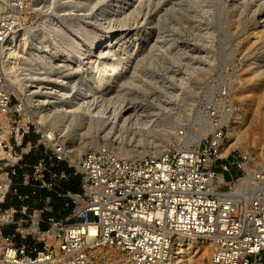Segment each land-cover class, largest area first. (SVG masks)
<instances>
[{
	"label": "rangeland",
	"instance_id": "obj_1",
	"mask_svg": "<svg viewBox=\"0 0 264 264\" xmlns=\"http://www.w3.org/2000/svg\"><path fill=\"white\" fill-rule=\"evenodd\" d=\"M16 2L17 6L11 12L15 35L29 34L40 25H56L54 18L65 13L56 27L67 32L66 39L56 48L52 47L51 36L39 39L35 45L47 52L67 48L72 37L86 38L87 42L81 48L85 52L92 45L98 46L100 33L108 32L112 37L121 34L119 42L122 45L112 41V56L110 52L106 55L107 62L116 63L127 58L116 83L120 85L121 80L129 79H124L126 84L121 91L124 94L121 113L126 111L143 125L140 131L115 128L109 131L106 125L85 115L70 117L63 111L57 112L58 102L46 106L39 104V96L47 88L56 91L49 85L52 80H64L72 75L74 81L70 83L74 84L76 92L81 91L78 79H88L90 69L86 70L88 74L85 72L77 77L85 55L77 57V49H73L72 55L64 58L66 62L51 60L42 65V70H36L42 72L41 84L37 88L33 87L36 79L25 85L23 90L15 84L18 113L3 120L2 139L9 140L13 136L17 140L23 131H28L26 142L40 141L42 144L46 143V138L41 135L51 132L55 141H60L59 144L73 159L97 147L131 159L159 157L164 153L180 155L197 147H207L214 135H220L216 155L225 157L231 152L249 157V168L258 166V154L264 153V27L257 18L258 13L253 12L258 0L248 2L245 7L240 2L235 4L236 0ZM101 15L104 22L100 20ZM74 26L79 30L84 26L86 30H80L75 36L72 35ZM146 29L150 31L147 42L135 52V43L142 41L145 33L138 35L139 41L132 36ZM125 44L127 52L131 49L129 55H122ZM30 48L25 45L23 51H30ZM47 64L52 67H46ZM1 89L4 90L3 85ZM230 125L234 127L233 131ZM223 148L224 152L221 151ZM32 153L38 156L40 152L35 150ZM191 239L198 248L191 253L187 264H210L211 242ZM104 254L110 258L109 264H134L113 249L104 250ZM175 262L173 257L171 264Z\"/></svg>",
	"mask_w": 264,
	"mask_h": 264
},
{
	"label": "built area",
	"instance_id": "obj_2",
	"mask_svg": "<svg viewBox=\"0 0 264 264\" xmlns=\"http://www.w3.org/2000/svg\"><path fill=\"white\" fill-rule=\"evenodd\" d=\"M12 9L0 22V50L13 32ZM14 86L0 64V131L18 113ZM26 134L0 137V264H109L106 249L134 264H171L179 235L210 241L211 263L264 264V169L216 155L220 135L180 155L128 159L97 147L73 159L47 133L42 144ZM35 150L36 161H26ZM60 165L80 177V192L56 193L71 211L46 217L51 207H30L18 187L56 191L67 178Z\"/></svg>",
	"mask_w": 264,
	"mask_h": 264
},
{
	"label": "bare ground",
	"instance_id": "obj_3",
	"mask_svg": "<svg viewBox=\"0 0 264 264\" xmlns=\"http://www.w3.org/2000/svg\"><path fill=\"white\" fill-rule=\"evenodd\" d=\"M0 1L4 4V13H3V17H2V22H4L6 19H8V21H9L10 19L7 16L9 15V12L11 11V9L14 8V6L15 7L17 6V2H15V0L14 1L0 0ZM47 1L49 2V4L52 3V0H47ZM233 1H235V0H233ZM236 1H238V2H236L235 4L240 2L243 5V7H245L248 4V2L251 3L254 0H236ZM135 2H136V0H135ZM77 4H78V2H77ZM76 5H74V6H76ZM137 5H139V4H137ZM133 6H135V5H133ZM70 7H73V4L70 5ZM254 7L255 8H254L253 12L255 14L258 13L257 18H258L259 22H261L262 26L264 27V0H258V2L255 3ZM133 8L134 7L130 8V9H132V12L134 10ZM145 8H146V6H145ZM179 10H180V8H179ZM149 12H151V11H149ZM64 15H65V13L59 14L54 18V20H55L54 23L56 25H54V24H53V26L40 25V27H37L36 29L32 30L29 34L15 35V33H14L15 29H14L13 32L5 39L4 43L1 46V50H0V64L2 65L4 74L7 77H10L12 82L14 84H16V86L19 89L23 90L25 85H27L28 83H30L31 81H33L35 79L37 81L33 87L37 88L41 84L40 77L42 75L41 71H36L37 69L42 70L43 69L42 65L47 63L48 61H51V60H55V61L58 60L59 63H64V62H66V59L64 60V58L72 55V52H74L73 49H75V50L77 49V51L75 52L77 57L81 58L82 55L83 56L85 55V57L82 58L83 59V61H82L83 67H81V71L77 75V77H79L80 75H83L86 72V70L90 69L89 75L87 76L88 79L85 77H79V79H78L79 83L82 85V88H80L81 91L76 92L74 90V87H75L74 84L70 83L73 80L72 75L69 77H66L64 80H60V79H59L60 81L59 80H52V82H50L49 85L51 87L55 88L56 91H52V89L50 90L49 88H47L44 91V93L41 94V96H39V99H38L39 104L46 106L49 103L58 102V106L55 108V110L57 112L63 111L64 114H67L70 117H74L77 114L85 115L86 117H89L90 120H93V121L96 120V121H99L100 123H102L103 125H106L108 127L109 131L112 130L113 128H115L116 130H119V131H121V130H128V131L129 130H132V131L138 130V131H140V129H142V125H143V123H141L142 121L139 122L137 119H134L135 117L132 118L130 115L125 113L126 111L121 113V111H122L121 110V102H123V99H124V94L121 91L124 89L123 84H126V82L124 83V79H125V81H127L129 79L126 80V78H124V79L122 78L123 81L121 80V82H119V84L121 83L120 85H117L116 83H118L117 76L122 71V68L125 64V60L127 58L126 57L122 58V59H120V61H118L116 63H108L109 61L107 62V56L106 55H108L109 52L111 54L112 50L110 49V45H111L112 41H115L116 45H119V46L122 45L120 43L121 39H122L121 34H115L112 37L111 35H109L110 33H108V32L100 33L98 36V43H99L98 46L92 45L90 49L84 50L85 52H82L81 48L84 45V43L87 42L86 38H77V37H72V42L70 43V45L68 44L69 46L67 48L57 49L52 53L47 52L46 50H43L42 48H36L35 45L37 44V41L39 39H41V38L43 39L47 36H49V37L51 36V39H52L51 44H52V47H54V48L58 47L60 45V43H62V41H64L66 39V33L67 32L56 27L57 22L61 21V19L63 18L62 16H64ZM247 16H248V14H247ZM156 18L158 19V17H156ZM165 18L167 19L168 17L166 16ZM104 19L105 18L101 15V19H100L101 22ZM163 20H164V16H163ZM123 21L126 22L125 20H123ZM155 23H157V22L155 21ZM74 28H75V26H74ZM156 28H155V30H156ZM80 30L84 31V30H86V27L83 26ZM80 30L75 28V30H72L73 31L72 35H75ZM148 30L147 29L145 31L140 30L139 33H136L134 36H132V38L138 39V35L140 33H142V34L145 33L143 38L140 37V38H142V41L141 40L139 41V39H138L139 42L135 43V45H134V47H135L134 51L135 52L138 50H141L140 47L146 41V38L148 37V32H150ZM54 33H58V34H54ZM157 35L158 34H156V36ZM161 35H162V33H161ZM75 36H77V35H75ZM112 38H114V39H112ZM132 38H130V39H132ZM35 39H36V41H34ZM109 39H112V40H109ZM159 39H161V38H159ZM107 40H109V41H107ZM153 42H154V38H153ZM25 45L26 46L29 45L31 47L30 51H28V50L23 51V47ZM132 47H133V44H132ZM158 47H159V45H158ZM127 49H128V47L125 44V46L123 47L122 55H124V54L129 55L131 53V49L128 52H127ZM147 49H150V48H147ZM111 56H112V54H111ZM94 57H95V59H94ZM134 60H132V61H134ZM96 63H100V64L98 66H95ZM134 63H135V61L132 64L134 65ZM138 64H139V62H138ZM46 67L51 68L52 66L48 65ZM131 67H133V66H131ZM127 72H129V70ZM135 72L136 71H134V73ZM86 74H88V73L86 72ZM134 84H135V81H134ZM78 87H79V85H78ZM34 90H36V89H34ZM128 98L129 97H126V99H128ZM59 106H60V108H59ZM138 116H141V115H138ZM237 116H239L238 113H237ZM145 125H144V127H145ZM233 128L234 127L230 125L231 131H233ZM47 136L50 139L53 138V134L51 132ZM229 148H230V145H228L227 149H229ZM224 149L225 148H223L221 151L224 152L225 151ZM257 163H258L257 165L261 166L264 169V153L259 152ZM91 231L94 232L95 229L92 228ZM197 248H198L197 243L194 240H192L191 238H189L188 236H184V235L183 236L182 235L177 236L174 243H173V248H172L173 249V256L176 259L175 264H187L191 260V257H192L191 253H193V251H195V249H197ZM205 250H203V251H205ZM204 255H202V256H204ZM210 264H219V263H211V261H210Z\"/></svg>",
	"mask_w": 264,
	"mask_h": 264
},
{
	"label": "crops",
	"instance_id": "obj_4",
	"mask_svg": "<svg viewBox=\"0 0 264 264\" xmlns=\"http://www.w3.org/2000/svg\"><path fill=\"white\" fill-rule=\"evenodd\" d=\"M37 158V155L31 154L25 159L28 162H35ZM56 170L57 172H63L67 175L66 179L58 181L57 185L59 188L56 191L51 192L41 188L36 189L31 186H19L18 189L20 193H27L30 195L29 199L25 201L30 207L43 208L45 205H49L51 211L44 212L46 217L52 216L56 218H64L70 213L72 206L70 204L66 205L68 200L64 197H58L56 193H78L80 192L81 182L80 177L72 175L71 169L66 168L64 165L58 166ZM33 192L37 193L36 196L31 194ZM45 198H49L48 203L44 201ZM9 203L15 206L20 205V202L18 201H12Z\"/></svg>",
	"mask_w": 264,
	"mask_h": 264
},
{
	"label": "water",
	"instance_id": "obj_5",
	"mask_svg": "<svg viewBox=\"0 0 264 264\" xmlns=\"http://www.w3.org/2000/svg\"><path fill=\"white\" fill-rule=\"evenodd\" d=\"M3 13H4V4L0 1V22L2 20Z\"/></svg>",
	"mask_w": 264,
	"mask_h": 264
}]
</instances>
